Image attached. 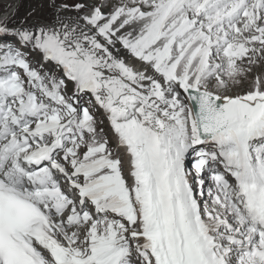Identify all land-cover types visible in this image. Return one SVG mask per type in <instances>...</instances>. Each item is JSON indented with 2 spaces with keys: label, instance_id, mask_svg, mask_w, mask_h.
<instances>
[{
  "label": "snow or ice",
  "instance_id": "obj_1",
  "mask_svg": "<svg viewBox=\"0 0 264 264\" xmlns=\"http://www.w3.org/2000/svg\"><path fill=\"white\" fill-rule=\"evenodd\" d=\"M46 3L0 23V264H264V0Z\"/></svg>",
  "mask_w": 264,
  "mask_h": 264
},
{
  "label": "rangeland",
  "instance_id": "obj_2",
  "mask_svg": "<svg viewBox=\"0 0 264 264\" xmlns=\"http://www.w3.org/2000/svg\"><path fill=\"white\" fill-rule=\"evenodd\" d=\"M16 3H18V0H0V9L4 12L1 7H5L7 11L11 6H15ZM41 4H43V7H41ZM33 10H35L34 13ZM29 13H33V15L30 16ZM50 15L51 10L47 7L46 0H22L20 9L16 13L19 21L28 20L31 17L48 18Z\"/></svg>",
  "mask_w": 264,
  "mask_h": 264
}]
</instances>
